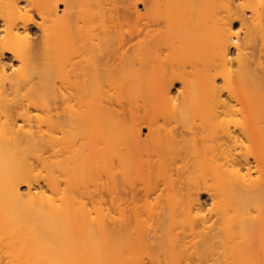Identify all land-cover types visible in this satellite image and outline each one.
<instances>
[{
  "label": "bare ground",
  "instance_id": "6f19581e",
  "mask_svg": "<svg viewBox=\"0 0 264 264\" xmlns=\"http://www.w3.org/2000/svg\"><path fill=\"white\" fill-rule=\"evenodd\" d=\"M0 264H264V0H0Z\"/></svg>",
  "mask_w": 264,
  "mask_h": 264
}]
</instances>
